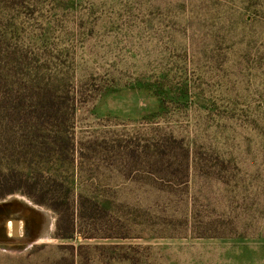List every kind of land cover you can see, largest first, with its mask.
I'll list each match as a JSON object with an SVG mask.
<instances>
[{"label": "rangeland", "instance_id": "rangeland-1", "mask_svg": "<svg viewBox=\"0 0 264 264\" xmlns=\"http://www.w3.org/2000/svg\"><path fill=\"white\" fill-rule=\"evenodd\" d=\"M261 13L0 0V264H264Z\"/></svg>", "mask_w": 264, "mask_h": 264}, {"label": "trees", "instance_id": "trees-1", "mask_svg": "<svg viewBox=\"0 0 264 264\" xmlns=\"http://www.w3.org/2000/svg\"><path fill=\"white\" fill-rule=\"evenodd\" d=\"M254 1H255V3L256 2L260 3L261 1L263 2V0H254ZM249 13H250L249 11L242 12V16L243 17L241 18V21L245 22L246 24H252L253 22H255V20H258L257 19V14H256V16H253L252 20H249V17H250ZM263 14L264 13H261L259 16L262 17ZM233 27L235 28V26H233ZM172 93H174V95H176L178 100H181V101H188L189 99L191 100L190 91H189V89L186 86H182L180 89H175V90L172 91ZM44 195L48 196V195H50V193H47V194H44ZM51 195H52V197L54 199L59 197V195H56V192L52 193ZM38 203H42V202H38ZM42 204L46 205L48 207H52L56 211L58 210L55 206L49 205L47 203H42ZM80 212H81V207L79 208V213ZM75 225H76V222L74 221L72 223L73 232L75 231ZM56 236L59 239H71L72 238V234L62 233L61 227L58 228Z\"/></svg>", "mask_w": 264, "mask_h": 264}, {"label": "water", "instance_id": "water-1", "mask_svg": "<svg viewBox=\"0 0 264 264\" xmlns=\"http://www.w3.org/2000/svg\"><path fill=\"white\" fill-rule=\"evenodd\" d=\"M19 226H20V223L18 221L13 222V236L15 238L20 235Z\"/></svg>", "mask_w": 264, "mask_h": 264}]
</instances>
